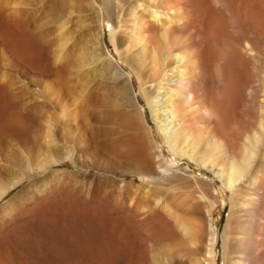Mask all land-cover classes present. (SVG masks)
Masks as SVG:
<instances>
[{
  "label": "rangeland",
  "instance_id": "rangeland-1",
  "mask_svg": "<svg viewBox=\"0 0 264 264\" xmlns=\"http://www.w3.org/2000/svg\"><path fill=\"white\" fill-rule=\"evenodd\" d=\"M3 1V14L16 12L36 37L39 55L33 70L20 64L21 71L3 66L4 60L11 61L0 50V71L9 75L8 111L20 125L0 128V185L40 171L10 190L0 206L26 187L29 192L56 189L60 205L40 214L45 229L31 225L25 241L0 246V264H233L244 253L252 264H264L260 253L264 252V135L256 148L255 165L261 172L256 185L249 187L246 177L242 188L232 194L210 169L186 156H173L150 113H142L146 103L139 80L152 94L157 84L152 49H143L145 41L150 47L156 45L161 31L153 27L150 35L138 24L141 15H148L143 7L148 9L152 0ZM136 1L141 8H134ZM200 1L207 5L213 30L224 43V48L211 43L212 75L224 102L217 138L228 142L234 156L240 157L245 148H253L252 138L259 130L256 122L264 121V92L248 79L245 61L249 44L264 55V17L234 19L222 4L213 3L215 7L211 0ZM132 7L134 17H129ZM187 19L183 28L174 27L168 34H182L189 41L193 24ZM128 27L137 37H128ZM236 58L242 100L233 98L227 82ZM159 152L176 172L161 175ZM21 217L25 215L12 225Z\"/></svg>",
  "mask_w": 264,
  "mask_h": 264
},
{
  "label": "bare ground",
  "instance_id": "bare-ground-1",
  "mask_svg": "<svg viewBox=\"0 0 264 264\" xmlns=\"http://www.w3.org/2000/svg\"><path fill=\"white\" fill-rule=\"evenodd\" d=\"M211 1H213L211 3L212 5L213 3L222 4V6H224L226 10L229 11L231 17L234 19H238L240 15L248 21L258 20L264 17L263 16L264 0H211ZM140 3L141 2L136 1V2H133L132 5L134 6L135 9H138V8H141L142 6L141 5L142 3L141 4ZM4 5H5L4 1L0 0V28L4 32V35L0 36V45H1L0 50H1L2 55L5 54L9 56L11 64L10 62L6 60H4L2 64L5 67L13 66L15 67V69L21 70V71H22V68H20V64H22L25 67H27L29 70H33L34 65L36 63V59L39 55L38 54L39 51L37 48L38 47L37 41L35 40L36 37L29 34V32L27 31L28 28L26 26V23L17 15L16 12L10 11V13L8 12L7 15L3 14V12L5 11ZM149 5L150 7L148 9L147 7L145 8V6L143 7V10L144 9L146 11L148 10L147 11L148 15L146 16L141 15L139 19L137 18L139 22L138 24L140 25L139 27L146 28V30L144 29L143 30L148 31L149 33L151 31L150 29H152L153 27H156L161 31V36H159L160 43L157 41V44L159 43L158 45L156 44L157 46L155 44L154 45L150 44L151 46L153 45L152 47H150L149 45H146L147 44L146 41L144 43V46H146L147 48L145 47V49L143 50L147 51L149 48H151L153 55H154L153 64H154V69H155V74H156L155 79H156L157 84L155 85V90H154V93L152 94L147 91V87H146L147 83L139 80L140 95L143 101L146 103V108L142 111V113L145 114L146 111L150 113L153 124L155 125L156 129L160 132L165 142V145L172 152L173 156H176L178 158H182L186 156L188 157V159L193 160L196 165L210 169V171L216 175V177L225 185V187L232 194H234L235 192H237L238 190L242 188L243 186L242 183L246 177L250 179V183L248 184H249V187H251L252 185L255 184V182H257L256 180L259 176V173H261L260 170H258L256 167L257 164L255 165V157H256V152H257L256 148L261 142V137L264 135V121H260L259 125L256 122V125L259 127V130L256 136L253 135L254 140L252 138V141H254L253 148H250V149L245 148L243 153L240 155V157L234 156L231 146L227 144L228 142L226 143L223 139L221 140L217 138L216 129H217L218 121L220 117H222V115L224 114V102L223 100L220 99V95L218 94L219 82L212 75L211 67L215 61V56L213 54L214 46L211 43L214 42V44H219L221 48H224V43L223 42L221 43L216 31L213 30L214 24L210 19V15L207 12V8H206L207 5H205V3H203L200 0H152V2H150ZM134 8L133 7L131 8L132 11H131V14H129V17H134L132 16ZM184 18L185 19L188 18L187 20L190 19V23L192 22L193 24L192 25V37L189 41L188 40L184 41L182 39L183 38L182 34L180 35L177 34V36H170L168 34V32L172 28L174 29V27L183 28V26H185L183 22ZM222 23H225V22L222 21ZM128 28L130 29L128 33V37L129 38L137 37V36L132 35L133 33L135 34L134 28L133 27H128ZM138 30L141 31L140 28H138ZM111 38H112V41H114L115 33L113 30L111 31ZM114 46H116L115 43H114ZM254 47L256 46L249 44V47H247L246 49L245 61H246V68H247V74H248L247 77L253 82L255 81L264 92V55L256 52ZM223 51H225V49H223ZM112 68L114 69V72L116 73V75H120V73L117 72V69L115 68V66H112ZM230 68H231L230 74L227 78V82L232 90L233 98L237 100L238 99L242 100L244 96V88H242L241 83H240L241 79L239 75L238 58L234 59ZM136 76L139 79V74H136ZM11 77L12 75H10L9 81L12 83ZM8 78H9L8 74L0 71V128L1 129L8 128V130L19 129L20 125L12 121V118L10 116L11 113L8 111V108L10 105V99L8 95L6 94L7 87L5 86L6 83H7V86L9 85L8 82L6 81ZM249 88L252 89V87H249ZM245 94L247 93L245 92ZM240 101L238 103H240ZM257 112H258L257 114H259V111ZM262 154L263 153H261V156ZM157 155H158V158L161 160V164H159V167L162 169L161 175L166 176V174H168L169 172L175 171L171 166L172 162L167 163L163 161L164 159H163V155L161 152H159V154ZM260 159H263V158H260ZM59 161L53 160V163H57ZM51 162L49 165L52 164ZM144 163L145 162H143V164ZM39 171L40 169L37 172L31 174L30 176H26L24 178L21 177L20 179L18 178L16 181L13 180L14 182H11L9 184L5 183V185H0V200H2L10 190H12L17 185L21 184L23 181L33 179ZM49 189L47 190L44 187V189L39 188L38 191L29 192L26 187L25 189L17 192L12 198L7 200L4 204L0 206V214H1L0 216L2 219V221L0 219V246H4L5 244H8V243L16 244L19 240H21L22 242L25 241L22 239L26 237L25 231L28 228H30L31 225L35 226L37 229L46 228V223L39 219L40 214L50 213L51 211L56 209L58 205H60L55 200V193L58 191H56V189L55 190L54 189L49 190ZM245 199L246 198L244 197L243 200ZM258 202L260 201L258 200ZM232 205L233 204L231 203V208H232ZM244 205H246L245 201H244ZM259 205H256V206L259 207ZM95 212L96 211H94L93 213ZM241 212L244 213L245 211H240V213ZM204 213H206L207 218H209L210 216L209 210H207ZM22 215H25V218L23 219L21 217L22 220H20L19 218V223H17L16 226L12 225L11 222ZM239 216H242V215H239ZM253 217H252V220H254ZM239 220L241 221L244 219H238V221ZM95 221H97V219H95ZM207 222L209 224L208 226L210 227V219ZM180 224L182 226L185 225L183 221H180ZM246 224H245V227H246ZM239 229H241V227ZM252 230H253V227H252ZM257 231L258 230L256 229V232ZM260 231L262 232V230ZM211 232H212V228H211ZM258 234H261V233H258ZM139 235L140 234H138V236ZM253 239L254 237L252 238V240ZM128 241H131V240H128ZM254 245L256 246L257 244H254ZM260 247H262V245ZM254 249H252V251ZM260 253L264 254V252L262 251H260ZM241 254L242 253H239L238 255L240 256ZM235 255L237 254L235 253ZM14 256L15 255H13V257ZM210 260L213 261L212 259ZM233 264H252L251 257L244 253Z\"/></svg>",
  "mask_w": 264,
  "mask_h": 264
}]
</instances>
